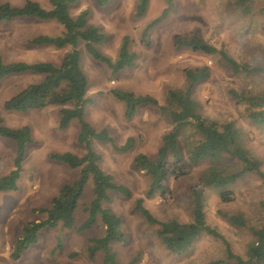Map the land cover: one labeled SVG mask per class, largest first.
Listing matches in <instances>:
<instances>
[{
  "label": "rangeland",
  "instance_id": "obj_1",
  "mask_svg": "<svg viewBox=\"0 0 264 264\" xmlns=\"http://www.w3.org/2000/svg\"><path fill=\"white\" fill-rule=\"evenodd\" d=\"M5 1L13 5L24 2L0 0V3ZM36 1L43 8H50L48 0ZM137 2L109 0L100 6L95 0H78L69 11L71 16L83 9L90 11L88 23L98 26L106 35L105 41L97 46L104 55L115 59L124 36L128 38L129 50L136 54L132 66L113 72L103 62L90 57L81 45L78 47L82 68L89 81L83 119L96 129L106 128L118 145L128 137L134 139L132 148L126 152L115 151L108 143L92 142L93 149L101 155L100 168L131 191L130 197L109 191L110 202L103 203L120 217V230L124 235V241L110 243V249L116 253L120 264L132 260L133 264H204L216 260L221 261L219 264H229L224 241L234 254L244 258L246 247L253 238L250 229L264 224V176L249 173L237 180L229 187L234 193L230 202L221 201L217 191L204 189L206 222L222 235L224 241L201 233L187 251L168 252L155 236L154 226L147 224L134 210V200L141 197L143 205L159 220L190 221L191 188L199 183L206 164L193 166L181 177H168L163 191L157 190L149 198L145 197L149 179L133 166V158L138 153L153 156L171 124L149 104L139 105L131 118H125L124 102L111 95L110 90L149 94L163 104L167 88H183L187 84L184 68L207 65L209 76L197 82L193 90V98L200 104L199 113L219 122L234 121L244 134L247 149L261 160L260 170L264 175V126L251 122L244 104L236 103L231 94V91L257 94L264 87V74L244 70L234 72L221 61L218 53L204 54L185 46L176 47L173 42L175 35L188 36L197 30L205 41L224 50L239 65L260 66L264 63V16L259 8L264 0L247 2L250 12L245 14L237 0H170L169 5L166 0H148L141 15L135 14ZM157 17L142 39L144 26ZM61 30V25L54 20L18 18L0 22L2 61L59 64L68 48L32 46L27 41L37 34L56 35ZM40 77L24 72L0 80V119L11 128L27 126L32 138L25 146L16 189L0 191V264H100L102 252H97L93 258L86 253L88 239L104 232L98 216L91 228L80 232L60 226L44 228L38 232L37 242L18 260L9 256L22 225L42 219L44 214L36 209L49 207L60 187L78 176V168L50 160L48 154L68 151L81 156L84 153V147L77 142V120H71L65 129H58L61 106L47 105L25 112L4 108L7 99ZM178 143L184 158L186 144L182 136ZM14 155L13 140L0 136V176L12 169ZM91 196V181L88 180L77 202L74 227L85 219L82 208ZM237 213L243 215L245 226L230 225L225 217Z\"/></svg>",
  "mask_w": 264,
  "mask_h": 264
},
{
  "label": "trees",
  "instance_id": "obj_2",
  "mask_svg": "<svg viewBox=\"0 0 264 264\" xmlns=\"http://www.w3.org/2000/svg\"><path fill=\"white\" fill-rule=\"evenodd\" d=\"M109 0H95L97 5H104ZM253 0H237L241 11L250 12L247 2ZM50 8H43L36 0H24L21 5L10 2L0 3V22H8L18 18L35 19L39 21L54 20L61 25L59 34H37L28 39L32 46H51L55 49L68 48L59 64L49 61H12L4 62L0 56V80L7 75L24 72L41 75L40 79L22 87L4 102V108L9 111L40 110L47 105L61 106L58 111V129L68 127L71 120H77L79 131L77 142L84 147L81 156L71 152H52L50 160L58 161L70 168H78V176L71 183L63 184L57 194L51 199L49 207L36 209L44 214L40 220L28 221L22 225L19 236L9 254L12 260H18L22 254L37 242V234L44 228L60 226L80 232L92 227L98 216L104 232L101 236L88 239L86 253L93 258L97 252H102L100 264H120L116 253L110 249V243L123 242L124 235L120 230V217L103 203L110 202L109 191L117 192L125 197L131 196V191L124 185L115 182L112 176L99 166L101 155L97 153L92 142L108 143L113 150L126 152L132 148L134 139L128 137L123 144H116L106 128L96 129L83 119V107L87 102L86 92L89 88L88 78L81 64V45L85 52L100 62H103L113 72L135 63L136 54L129 50L127 36H124L118 47L115 59L104 55L97 46L105 41L106 35L93 24L88 23L90 11L83 9L75 16L70 15V9L78 0H48ZM148 0H138L135 14L145 12ZM169 5L170 0H166ZM166 9L161 13L164 14ZM264 16V2L259 8ZM160 15V16H161ZM159 16V17H160ZM147 23L142 30V39L146 37L158 18ZM148 42V41H147ZM146 42V43H147ZM176 47L185 46L192 51L204 54L218 53L222 62L231 70L249 71L264 74V63L260 66L248 67L239 65L224 50L205 41L197 30L188 36L175 35ZM187 84L183 88H167L163 104L149 94H135L131 91L111 89L110 94L124 102V117L131 118L136 108L142 104L155 106L159 113L166 117L171 129L164 133L153 156L138 153L133 158V166L143 171L149 183L145 197L149 198L155 191L164 190V181L168 177L178 178L200 163L206 167L201 171L199 183L191 188L192 219L180 222L174 218L159 220L143 205L141 197L134 200L133 208L145 222L154 226V233L164 248L173 254L187 251L193 241L205 233L219 239L222 235L207 224L205 219L203 196L204 189L211 188L218 192L223 202L234 199V193L229 187L245 174L256 173L264 176L260 167L262 162L245 146L244 134L232 120L217 121L199 113L200 104L193 98L194 86L197 82L209 76L207 65L199 68H184ZM236 103H243L247 118L258 125L264 126V87L257 94H247L243 91H231ZM70 104V107L64 105ZM0 136L13 140L15 155L12 169L0 176V191L14 190L22 167L25 146L32 141L27 126L11 128L5 126L0 119ZM183 137L186 144L185 157L179 149L178 139ZM88 180L91 181V198L82 208L86 215L83 222L74 227V213ZM230 225L245 226L241 213L228 215ZM252 240L247 245L245 257L234 254L225 243L226 257L229 264H264V224L250 229ZM221 261H209L204 264H219ZM134 260L128 264H133Z\"/></svg>",
  "mask_w": 264,
  "mask_h": 264
},
{
  "label": "built area",
  "instance_id": "obj_3",
  "mask_svg": "<svg viewBox=\"0 0 264 264\" xmlns=\"http://www.w3.org/2000/svg\"><path fill=\"white\" fill-rule=\"evenodd\" d=\"M262 109H264V104H263V106H262Z\"/></svg>",
  "mask_w": 264,
  "mask_h": 264
}]
</instances>
